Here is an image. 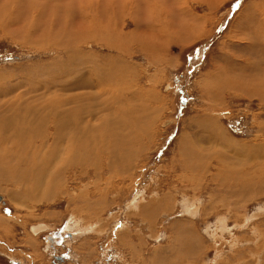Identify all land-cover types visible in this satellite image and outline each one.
Instances as JSON below:
<instances>
[{"label": "rangeland", "instance_id": "1", "mask_svg": "<svg viewBox=\"0 0 264 264\" xmlns=\"http://www.w3.org/2000/svg\"><path fill=\"white\" fill-rule=\"evenodd\" d=\"M9 2L13 8L7 3L6 13L16 17L23 9L21 0ZM189 5L205 17L204 22L193 31L174 34L167 46L148 47L147 52L125 39L124 53L91 38L80 43L85 51L121 56L135 64L137 86L155 95L146 113L153 110L156 118L142 137L138 133L130 137L133 144L127 148H135L136 153H122L126 169L110 168L101 152L95 161L101 158L104 169L85 176L82 184L81 178H67L60 190H47V196L37 199L23 195L11 173H0V264H188V257L196 258V264H264V186H243L251 180L246 175L251 160L264 158V149L252 145L264 142V103L247 91L223 89L220 95L207 85L218 67L239 62L247 47L241 35L248 29L246 20L240 27L236 21L252 12L262 18L264 0H224L213 10L195 1ZM181 18L174 14L171 30L179 29ZM0 28V90L9 95L29 91L41 75L39 65L54 58L56 50L38 49L27 37L19 41L11 29ZM133 30L134 25L124 29ZM62 33L63 39L76 34L66 27ZM221 75L215 89L226 86L228 77ZM210 119L236 144L220 140L225 135H218L215 127L211 132ZM195 149L197 154L192 155ZM196 195L201 204L192 216L183 211V203ZM134 199L143 204L137 211L129 206ZM96 206L94 213L90 208ZM73 214L82 217L80 223L100 220L105 226L90 234L78 232ZM221 216L233 233L215 236L213 229ZM252 216L254 220H249ZM127 222L132 229L124 230L122 241L123 233L118 234Z\"/></svg>", "mask_w": 264, "mask_h": 264}, {"label": "bare ground", "instance_id": "2", "mask_svg": "<svg viewBox=\"0 0 264 264\" xmlns=\"http://www.w3.org/2000/svg\"><path fill=\"white\" fill-rule=\"evenodd\" d=\"M9 1L0 0V26L11 29L12 36L19 41H22L21 37H27L38 49L51 48L57 53L54 58L39 65L41 75L29 91L9 95L0 90V173H11L13 181L23 187L22 194L37 199L47 196V190H60L61 183L64 186L67 178H81L82 184L85 176L104 169L106 166L100 163L101 158L95 161L101 152L109 159L110 168L117 166L126 169L127 165H122V153L128 156L136 153L135 148H127V145L133 144L130 137L134 133L142 137L148 124L156 118L155 111L146 113L145 108L149 110L155 95L137 86L135 81L139 74L135 64H130V61L121 56L85 51L79 47L80 43L91 38L125 53L128 48L123 43L125 39H130L134 45L138 43L141 51L143 49L148 52V47L155 49L157 45L167 46L174 34L188 33L204 22L205 17L195 13L189 5L191 1L213 10L224 0H61L59 3L58 0H21L19 4L23 5V9L21 15L19 13L15 18L12 15L8 17L6 13ZM9 10L11 12L10 8ZM176 13L182 18L178 21L179 29L174 27V33V29L171 30L174 25L171 18ZM244 20L248 31L241 35L247 41L243 56L238 63L223 68L217 66L218 69L210 75L208 90H215L221 95L223 89L230 92L235 88L240 93L247 91L251 96L258 95L264 103V15L258 18L253 12L244 13L236 21V25L240 27ZM250 24H254L256 28L250 29L253 26ZM130 25H134L135 30L125 32L124 29ZM62 27L70 28L76 34L63 39ZM159 30L163 33L160 34ZM59 52L62 55H58ZM221 74L228 77L227 81L224 79L226 86L215 89L214 85L223 80ZM143 96L147 98L144 99ZM213 121L209 129L215 127L218 135H225L223 128ZM42 127L45 131H41ZM129 130L131 135H127ZM261 130L263 131L262 128ZM220 140L229 142L228 145L231 146L236 144V141L226 135L225 140ZM216 142L214 138V143ZM252 145H259L261 150L264 149V142L255 141ZM193 152L192 155L197 154L196 149ZM259 160L254 158L250 163L247 162L250 166L246 167V175L251 180L243 182L244 188L249 183L264 186V158L262 162ZM81 184H78L79 187ZM39 190H43L42 193ZM71 197L75 202L78 200L77 196ZM156 201V198L153 199L154 203ZM199 204L197 195L191 202L186 199L183 211L193 216L199 210ZM129 206L137 211L143 204L139 205L137 199H134ZM96 208L97 206L90 209L95 213ZM80 218L82 217L75 215L78 232L90 234L102 231L105 226L100 220L86 219L88 221L80 223ZM254 218L252 216L249 220ZM215 225V236L222 235L225 231L233 233V228H229L224 216ZM239 226L242 227L241 224ZM131 229L128 222L122 224L118 234L120 236L123 233L120 240ZM219 256L218 254V258ZM185 261L196 264V258L192 260L188 257Z\"/></svg>", "mask_w": 264, "mask_h": 264}, {"label": "water", "instance_id": "3", "mask_svg": "<svg viewBox=\"0 0 264 264\" xmlns=\"http://www.w3.org/2000/svg\"><path fill=\"white\" fill-rule=\"evenodd\" d=\"M0 199H1V197H0Z\"/></svg>", "mask_w": 264, "mask_h": 264}]
</instances>
